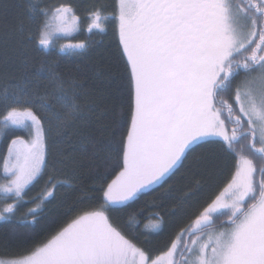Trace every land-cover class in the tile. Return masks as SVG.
Instances as JSON below:
<instances>
[{
    "label": "snow or ice",
    "instance_id": "snow-or-ice-1",
    "mask_svg": "<svg viewBox=\"0 0 264 264\" xmlns=\"http://www.w3.org/2000/svg\"><path fill=\"white\" fill-rule=\"evenodd\" d=\"M112 7L93 3L81 16L66 0L21 6L19 31L48 53L61 39L59 52L87 49V41L71 39L84 21L88 33L115 22L126 83L114 88L122 104L126 94V114L113 117L103 146L101 195L88 197L97 203L0 264H264V0H114ZM54 69L38 70L46 84L25 80L0 96V134H25L11 138L2 158L0 193L11 203L0 206V220L15 215L25 189L42 178L51 126L82 114L83 85ZM210 145L224 161L226 182L154 256L135 242L130 222L121 224L123 208ZM48 183L41 203L25 214L32 224L67 182L49 176ZM162 219L156 214L145 227L158 234Z\"/></svg>",
    "mask_w": 264,
    "mask_h": 264
},
{
    "label": "trees",
    "instance_id": "trees-1",
    "mask_svg": "<svg viewBox=\"0 0 264 264\" xmlns=\"http://www.w3.org/2000/svg\"><path fill=\"white\" fill-rule=\"evenodd\" d=\"M26 2L0 0V96L4 94L5 87L12 88L25 80L46 84L47 80L43 74L38 75V70L42 65L45 68L55 65L54 70L65 81L74 80L83 85L78 89L82 93L78 97L82 114L69 117L60 129L53 124L47 132L48 163L42 178L25 189L15 215L0 221L2 260L17 258L25 248L45 241L82 209L97 203L88 197L101 195L97 191L101 181L96 173H103L98 165L108 155L103 146L111 139L113 117L122 111L126 114V94L125 103L122 104L114 88L117 82L126 83L124 65L119 58L115 22L111 18L105 21L106 31L103 33L95 30L88 33L85 30L87 21H84L80 31L73 33L71 39L72 42L87 41V49L59 52V45L66 42L61 39L57 41L56 51L48 53L38 50L24 38L26 33L19 31L21 6ZM45 2L55 4L57 0ZM66 2H70L81 16L93 3L106 5L109 12L114 4V0ZM56 107L58 111H65L60 105ZM45 127H49L47 122ZM105 128L108 130L105 131ZM14 135L25 134L20 131L9 133L7 137L0 134V170L7 144ZM217 151L216 146L211 145L197 148L175 175L162 185L139 193L134 201L123 208L120 222L132 224L138 246L151 250L154 256L166 251L180 229L186 227L198 211L210 202V198L228 178L224 161L216 155ZM110 155L111 163L119 159L115 152ZM49 176L67 183L56 190L55 199L43 203L37 222L32 224L31 215L25 214L28 209L40 204L41 194L51 188ZM0 182H3L2 177ZM6 202L11 203V200L5 201L0 193V206ZM156 214L163 218L162 230L158 234L145 227L155 222ZM129 217H132L131 221ZM22 240H27V244H21ZM145 240L148 243H144Z\"/></svg>",
    "mask_w": 264,
    "mask_h": 264
},
{
    "label": "rangeland",
    "instance_id": "rangeland-1",
    "mask_svg": "<svg viewBox=\"0 0 264 264\" xmlns=\"http://www.w3.org/2000/svg\"><path fill=\"white\" fill-rule=\"evenodd\" d=\"M0 183H3V182H0ZM154 186H155V185H154ZM154 186H152V187H154ZM152 187H151V188H152ZM147 190H148V189H145L144 191H147ZM144 191H143V192H144ZM0 221H1V220H0ZM151 223H153V222H150V223H148L147 225H150ZM0 260H2V259H0ZM4 261H8V260H4Z\"/></svg>",
    "mask_w": 264,
    "mask_h": 264
},
{
    "label": "bare ground",
    "instance_id": "bare-ground-1",
    "mask_svg": "<svg viewBox=\"0 0 264 264\" xmlns=\"http://www.w3.org/2000/svg\"><path fill=\"white\" fill-rule=\"evenodd\" d=\"M7 139V138H6Z\"/></svg>",
    "mask_w": 264,
    "mask_h": 264
}]
</instances>
